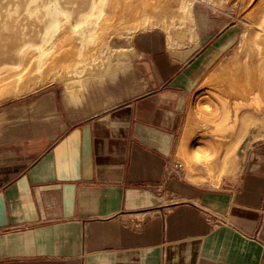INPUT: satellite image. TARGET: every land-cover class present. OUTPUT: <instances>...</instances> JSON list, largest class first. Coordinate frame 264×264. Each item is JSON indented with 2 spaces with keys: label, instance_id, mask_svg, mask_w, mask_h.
Returning <instances> with one entry per match:
<instances>
[{
  "label": "crops",
  "instance_id": "0c3cea01",
  "mask_svg": "<svg viewBox=\"0 0 264 264\" xmlns=\"http://www.w3.org/2000/svg\"><path fill=\"white\" fill-rule=\"evenodd\" d=\"M160 65L145 92L50 139L0 136V264H264V148L219 186L186 179L176 143L197 62Z\"/></svg>",
  "mask_w": 264,
  "mask_h": 264
},
{
  "label": "bare ground",
  "instance_id": "6f19581e",
  "mask_svg": "<svg viewBox=\"0 0 264 264\" xmlns=\"http://www.w3.org/2000/svg\"><path fill=\"white\" fill-rule=\"evenodd\" d=\"M171 22H178L182 29L194 25L198 36L215 24L200 2L192 4L190 0H0V63L17 61L23 52L37 53L40 78H51L61 72L62 104L69 112L87 116L104 108L103 95L119 102L123 96L149 88V77L131 64V56L124 51L129 47L127 40L119 39L115 33L155 26L167 28ZM248 33L249 29L244 34L248 50L264 46L262 33L255 30ZM103 78L107 81H101ZM223 81L218 90L210 91L215 100L213 110L212 106H202V92H197L192 102L203 127L213 123L212 129L229 130L240 119L250 120L256 114L264 116V54L259 59L244 58L239 68L229 72ZM252 101L263 105L254 109L257 104L254 106ZM39 108L56 123L60 120L53 93L43 97ZM212 112L219 117L214 119L215 113L211 115L213 118L209 117ZM216 133L222 134V130ZM206 136L209 148L198 162V169L210 175L233 172L238 155L228 140L230 137H212L210 133Z\"/></svg>",
  "mask_w": 264,
  "mask_h": 264
},
{
  "label": "rangeland",
  "instance_id": "374dc122",
  "mask_svg": "<svg viewBox=\"0 0 264 264\" xmlns=\"http://www.w3.org/2000/svg\"><path fill=\"white\" fill-rule=\"evenodd\" d=\"M190 1L192 4L200 2L205 8L207 16L215 23L203 36L196 35L194 25L191 24L189 28L182 29L178 22H171L167 28L155 26L140 28L135 31L122 30L116 32L115 36L127 40L129 47H126L124 51H128L131 56V64L141 70L144 75L150 77L153 76L154 70L159 69L157 66H160V73L163 75L169 73V69L164 68L165 65H160V61H164L166 64L173 59H181L183 63L189 60L197 62L188 81L176 153L181 165V172L186 179L204 188L216 187L226 179L237 176L248 158L264 148V116L256 114V117L250 120L240 119L235 123L234 129L231 126L229 130L228 127L215 130L212 129L213 123L203 127L202 118L201 116L198 118L199 116L194 113L192 108L194 103L192 102L196 99L197 92H202L200 99L202 106L205 108L212 106L211 110H213L215 100L211 98L210 91L218 90L226 75L232 70L238 69L244 58L249 60L262 58L264 46L259 50L255 48L248 50V39L247 37L244 38V34L248 29L249 33L255 30L262 33L261 37L264 38V13L261 12L264 10V0ZM138 45H144L147 50L151 51L150 54L146 53L144 60H142L144 55ZM158 50L161 52L156 54L155 52ZM171 51H177V57L172 55ZM37 60V53L23 52L17 61L0 63V136L21 129L32 132V137L50 139L56 136L67 123L90 116H83L76 111L69 112L65 109L61 102L63 90L61 72L51 78H40V70L36 68ZM151 62L154 68L148 66ZM101 81L107 80L103 78ZM17 89L19 90L17 91ZM207 90L209 91L207 92ZM143 92L145 91L123 96L120 101ZM51 93L54 94V104L60 117L57 123L52 120V117H49V114H46L49 118L43 115L39 108L43 97ZM102 97L106 105L99 111L118 104V102L111 101V97L108 99L106 95ZM251 104L255 106L251 105V107L257 109L259 103L252 101ZM260 104L259 107H262L263 104L261 106ZM72 105H74L73 102ZM214 113L210 114L209 117H212ZM215 114L214 119L219 117V114L218 116L217 113ZM46 123L50 124L47 125ZM231 129L233 130L231 131ZM221 130L222 134L216 133L217 131L221 132ZM209 133L210 136L213 135L214 137L218 135H227L226 139L230 137L228 140L238 155L233 172L219 171L210 175V172L207 174L206 170L198 169V162L203 160V155L208 152L209 143L207 140L209 137L206 135L209 136Z\"/></svg>",
  "mask_w": 264,
  "mask_h": 264
},
{
  "label": "built area",
  "instance_id": "2783aa9c",
  "mask_svg": "<svg viewBox=\"0 0 264 264\" xmlns=\"http://www.w3.org/2000/svg\"><path fill=\"white\" fill-rule=\"evenodd\" d=\"M260 158H264V152H261L260 155H259ZM43 196H44V199L48 202H51L52 200V190H46L44 193H43Z\"/></svg>",
  "mask_w": 264,
  "mask_h": 264
}]
</instances>
